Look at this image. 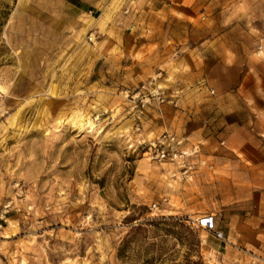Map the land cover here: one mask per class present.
I'll use <instances>...</instances> for the list:
<instances>
[{"label": "rangeland", "instance_id": "obj_1", "mask_svg": "<svg viewBox=\"0 0 264 264\" xmlns=\"http://www.w3.org/2000/svg\"><path fill=\"white\" fill-rule=\"evenodd\" d=\"M208 38L244 87L190 85ZM150 79L178 103L134 105ZM163 130L249 176L172 175L143 150ZM0 264H264V0H0Z\"/></svg>", "mask_w": 264, "mask_h": 264}, {"label": "crops", "instance_id": "obj_2", "mask_svg": "<svg viewBox=\"0 0 264 264\" xmlns=\"http://www.w3.org/2000/svg\"><path fill=\"white\" fill-rule=\"evenodd\" d=\"M178 8V7H177ZM185 16L192 15L186 7H181ZM203 39L197 43H191L187 47L185 55L189 60V74L194 77L190 85L196 89L209 87L218 96L227 95L232 91L244 87L251 78L250 62L244 61L241 54L234 49L227 48L220 41ZM212 54L215 59H212ZM191 57V58H189ZM198 71L201 80H198ZM197 79V80H196ZM223 82V83H221ZM229 149L237 150L239 147L233 143ZM172 175L176 176H219L222 180H229L228 176H249L243 173L240 158L226 154L208 153L204 156L184 158L181 161H171Z\"/></svg>", "mask_w": 264, "mask_h": 264}, {"label": "built area", "instance_id": "obj_3", "mask_svg": "<svg viewBox=\"0 0 264 264\" xmlns=\"http://www.w3.org/2000/svg\"><path fill=\"white\" fill-rule=\"evenodd\" d=\"M261 48V45L258 46ZM211 91L213 89L211 88ZM178 89H175V93L170 94L169 96L165 95L160 91L158 86L152 85V80H147L143 82L138 91L132 95L133 100H137L136 104L139 106H144L151 102L157 104L163 102H169L173 105L178 103L177 98ZM181 144V139L172 131L163 130L158 136L146 141L143 144L144 152L147 153L150 159H153L157 162H163L166 160L175 161L181 151L179 150ZM152 209H156L157 205L153 202L150 206ZM192 227L202 228L207 232L211 233L216 239H224L223 231L217 227L216 217L214 212L206 211L201 213L196 218H191Z\"/></svg>", "mask_w": 264, "mask_h": 264}]
</instances>
